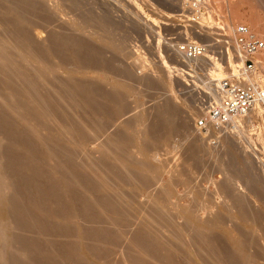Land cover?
<instances>
[{
  "label": "rangeland",
  "instance_id": "obj_1",
  "mask_svg": "<svg viewBox=\"0 0 264 264\" xmlns=\"http://www.w3.org/2000/svg\"><path fill=\"white\" fill-rule=\"evenodd\" d=\"M187 2L188 0H126V1L125 0H1L0 1V12H1L0 13V36L2 37L0 38L3 40H6L5 41L6 44L14 48L16 47V45H14L16 43L15 41L17 40L16 37L18 38V40L21 39L20 36L24 37V33L19 32L18 34L16 32L17 31L16 29L18 28H17V25L14 24L15 21L13 18L15 17V15L13 16V12L12 13L10 12V10L12 9L11 11L15 10L16 12L17 11L20 12V14L25 18V20H27V23H28L27 28L28 26H32L31 29L30 27L28 29L31 32H29L28 30L26 32L29 34L27 35L31 37V38L29 37L31 39L30 42H32L31 46L33 45L32 48H29L30 52L32 51L34 53L35 51V53L37 54V52H40L45 47H47L48 49L49 48L52 49L54 45L51 47L52 45L51 43L54 44L55 42H53L54 40L53 38H50V36L53 34L54 36H51V37H58L56 36V34H59L60 36L62 35L61 37L64 39H69L70 37V38H74V39H70V40H73L74 42L77 40V41H80V43L82 44L84 43L83 45L86 48V50L89 49L88 51H90L91 49V52H88V53H86L87 51L85 50L86 55H84V57L85 58L88 57V59L84 58L85 62H83L84 61L83 60L82 63L80 64L75 63L76 65L75 66L73 65L74 64L73 61L71 60L69 62L67 60L65 61L62 55L60 54H59L60 56L56 55L58 53L56 54L54 53V55L52 54V59L51 60L49 59L50 63L48 62V59L46 60L48 63L46 61L44 62L49 67L50 66L52 67L53 65V67L56 66L55 68H57L58 66L60 67L62 65L61 67L66 68V71H68L67 68L69 69V71L71 69H72L71 71H76L73 69L77 68L79 69V71L81 70L80 73L82 74L81 75L78 74L80 77L84 73L87 72L89 74H84L86 75L85 78L89 76L87 78L89 79L91 76V79H93L92 82H90L89 80L88 81L91 84L96 85L95 87L97 88V91L99 90L98 93L102 91L103 95L109 94L111 97L115 99L117 97L118 99V100L116 99V101L114 99V101L111 103H108L107 101L105 102V100H103L105 96L103 97L101 93L100 95L102 96L100 95H98V97L96 96V98H98L97 102L101 100L100 104H102L103 102L105 106L107 105L105 108L107 110H104L106 112L104 111L98 112V114L96 113L97 115L89 114L88 112L86 114L84 113L86 111H84L83 109L79 111L74 109L75 106L74 104L72 105V101H70V98L67 95L68 90H67L66 85L68 84L67 83L68 75L66 73H63V74L59 73L61 75V76L58 75V78L61 80L60 83L56 81L53 83L51 82L50 84L51 86L48 85L49 86L48 89L50 88L51 91L54 89L53 96L56 102L55 105L56 106L58 105L57 106L58 109H60L59 108L60 106L62 108L60 111L63 113L64 118L63 117L61 118V122H63V119H64V121H66L64 123L67 124L68 122L70 121L73 122L75 120L76 122L74 121V123H77L80 126L86 127L87 130L92 134V136H97L98 134L101 136L100 137L98 135V137L100 138L99 141L97 139L95 140L96 143L95 142L94 144L91 143L92 145L89 144V150H88L89 153L79 152L78 155L76 153V160H75L76 164L78 165L91 164V162H93L92 161L93 156L91 157L90 153H94V152L96 153L97 150H100L102 148L101 143L102 142H103L102 144L106 143L107 137H111V138L117 137L119 133L117 132L118 131L117 129L119 128L118 126L122 122H126L127 120H129V123H131L132 125L130 134L132 137L134 135V140L133 139L132 140L135 142V141H138V139L139 140L143 139L142 143L145 144V146H147L148 148L149 147L151 148L150 149L151 154L154 159V160L152 159L153 163L154 164L156 163L157 164L156 166H160L165 170L163 175L161 174L158 178V181L159 179L163 180V183H161V187L164 188L165 184L172 179L171 182L174 184V188H175L174 191L176 190L175 191L176 199L174 198L172 199V203L174 204L171 205L168 209L170 212V217L174 219L173 220L174 222L173 224L166 223L164 225V228H163L164 235H162L163 236L162 241L165 242V240H167L168 242H170L171 240H173V237H175L177 232H180V234H182L183 236L187 234V232H185L186 231L185 229L187 228V226L185 225L186 228L184 226L185 220L182 219L180 215H177L176 208L178 207L179 209L183 207L192 206V208L196 209V211H194L196 213L195 217L200 218L198 220L202 223L205 220L204 223L206 225V228H209V226L207 227V224H208L207 222H210L209 220H211L210 222L211 224L209 223L208 225H210V227L212 228V225L214 224L213 221L216 220L217 217H222V221L224 223L222 226L220 224L221 230H217L218 231L217 235H221V236H218V238L220 237L218 239L219 243L215 250L227 248V250L231 251L232 246L230 243H227L228 241L226 240L225 236H223V234L226 232H229L228 234H230L233 238L235 237L237 238L238 237L237 233H239L242 237H246V236L248 237L249 243H248V246H246L247 252L250 255H253V257H255V261L257 264H264V223H263L264 222V202H262L264 200L262 198H261L262 200L258 199V188L260 187L264 188V149L261 143L259 142V140H257L259 136L264 133V120H261L262 118L258 116L259 114H257L258 111L254 109L255 113H254V110L251 111L252 114L251 113L249 114V119H245V122L243 125L242 124L235 125L234 123H232L234 127H230L229 129H227L226 132H222L220 135L217 136L218 139H215V136L209 139H206L204 136L202 137L198 136L194 132V128H193L194 119L198 117V112L195 109V102H194L195 100L193 98L191 89H189L188 85H193V82H194L197 85L201 86L205 82V75L207 73L210 74V70H215L219 65L225 68L228 66V62L226 66H223L221 62L216 61V58L212 55L211 50H206L204 55L208 56V58H204L205 60L200 59L199 61L197 60V61H194V63L189 64L187 60H190V59H187L184 56V53L182 52L180 48L182 45H184L183 43L186 41L195 42V44L197 45L203 44V43L209 44L212 41H214L213 38L216 36V33H217L216 32L217 25H215L214 30H209V29L213 28L212 26H214V24L220 23V25L222 24V26L225 27V30H226L227 23H230V20H233L229 5L233 7L232 5L234 4V6H236L234 7V9L236 8L235 10L241 16H244L245 19H249L250 15L254 13L260 20L262 19L261 21H264V0H209L208 4L206 5L207 7L205 9L207 10V13L206 14L200 13V16H199L200 20L198 22H192L193 20L191 19V16L189 15L188 10L192 9L193 7H192V3H187ZM187 4L188 6H190L188 10H187L188 8ZM195 11H198V13L200 12V10H195ZM30 13L32 14V16ZM48 13L50 14L48 15ZM3 14H5V16ZM203 17L205 21L202 20ZM237 21L238 20L236 21L234 20V23H235L234 27L240 24H244L243 22H240V20L238 22ZM15 32L17 33V36L15 35L16 37H14ZM96 34L97 36H95ZM108 44H112V45H109V47H107ZM41 45H43V47ZM38 48H42V49H38ZM31 49H34V50H31ZM121 49L127 50V53H129V57L128 56L125 57L124 55H122L120 52ZM90 53H92V55L96 54L95 56H97L101 62L106 63L107 61L106 65L108 64V62H110V64L108 65V67L106 66V69L104 70L102 68H98L97 66L96 67L93 65L91 66V63H89L90 62L89 58L91 57ZM49 58H51V55ZM61 59H63L62 60L63 62H60ZM104 59L106 60L104 61ZM30 62L32 63L33 61L30 60ZM131 62H133L134 65ZM32 64L21 62L20 65L22 66L20 67L23 70L25 68L30 69V67L31 68L33 67L32 69H35V65L34 64L32 65ZM77 66L80 68H78ZM109 67H111V69ZM101 72L104 74V77L107 76L106 78L108 79V83H106V85L103 83L102 85L100 83L101 80H99L100 77L99 78L96 77L97 75H103ZM110 72L111 74L112 73L113 74L110 75ZM161 75L164 78H162L160 82L159 80H157V78L158 76H161ZM79 76H76L77 79H81ZM92 76L96 77V79L99 80L98 81L99 83L94 81L95 78H92ZM113 76L117 78L116 79L117 81L119 80V83L124 82L125 85L127 84L126 86H128V92L126 91L127 90L126 89L125 90L126 92H124V94L120 96V97H123L124 99L119 98L117 94H115L116 93L115 90L109 85L110 83L111 86H114L113 83L115 84L116 82V81L113 82V80L115 79ZM2 81L3 83L5 82L4 80ZM60 84L62 85V87H60L61 86ZM3 89L4 87H2V91ZM2 91L1 93L2 94L4 93L5 95V92H4L5 90L3 92ZM104 91L105 93L106 92L107 93L105 94ZM110 92H112V94ZM45 93L46 91L43 92V94ZM2 94L0 95L1 102L4 101L5 98H7L6 96L2 97ZM60 96L62 97L60 98ZM119 99L122 102H120ZM1 102H0V112L2 110L1 112L2 114L0 113V115L2 116L5 113V112L3 113V111H6V114H4L6 116L4 117L3 115V117L5 118V121L7 119V121H11L12 123V124L10 123L12 126V129L10 128L11 126H7V129L9 128L11 129L9 130V134L7 133L8 130H6V127L5 128L1 127V130H0V142H1L0 161L3 160L2 164H7L8 163L7 160H9L8 159L9 157L6 159L7 157L6 153L9 152L7 153L9 155L10 151L13 152L12 150L15 148L14 147L15 145H16V148L18 149L15 148L14 149L15 152L13 154L17 153V156H20L21 159H22V156L25 157L24 155L25 151L22 149L21 146H20L21 148H19V145H20L19 141L18 142L15 141L17 138H18L17 140H19L18 134L15 131H12L13 125L16 120L14 116L15 114L13 115L10 114L9 110H7V108L5 107L7 103V99L6 101H4L6 103L2 102L3 103L2 104ZM123 102H125V104L128 103V106L125 105V107L126 106L128 107L127 108L128 110H125L127 112L123 114L124 116L119 121H117L116 123L115 122L112 123L111 121L114 117L113 115L115 113L114 111L117 109V106H120V103H122L121 105L124 106ZM168 105L172 107L171 108L169 106V108H171L172 110L174 109L173 110L174 115L172 116V119L175 118L173 120L174 121L173 123H175L176 128L175 130L172 131L173 133L172 132L169 133L167 130L166 132H163L165 130L162 129L163 131H161V129L159 128H156L155 130L154 129L155 127H153L155 126V124H157V120H159V116H157V114L160 115L161 110L165 111L166 109L164 108L168 107ZM82 110L83 112H80ZM53 112H55V110ZM103 114H107L109 117H107V115L103 116ZM8 115L9 117H7ZM101 115L103 116V118H106V119L104 120L101 117ZM3 117L2 118L0 117V120L2 119L4 120ZM128 118H130L131 120ZM106 120H108L109 122ZM92 125H94L93 126L94 129L93 127H91ZM41 127H39L41 128L39 129L40 130L39 133L41 132L39 134L40 135L39 137L47 138L48 136L49 139L53 138V141L52 139L50 141H52L51 143L54 146L53 144L55 142L54 135L56 134V131L54 130L55 128L52 127L54 128L52 131L50 130L52 128H49V127L43 128V126ZM2 128H4V130ZM133 128L139 131L137 132L139 133L138 136L136 135L137 137L135 136V134H137L136 130ZM133 131L135 134L133 133ZM156 131L159 133H157ZM12 132H15L17 136H15V134L14 135L11 134ZM142 132H144L145 136H143ZM214 132L215 134H217L216 130H214ZM146 136L147 138L145 139L144 137ZM149 136H150L149 138L150 142L147 140ZM164 136L167 138H165ZM39 139L37 141H39ZM13 142L14 143L17 142V144H14ZM9 143L14 145V146H11L10 144V146L12 147V150H10L11 147L9 146ZM146 143L147 144L153 143V144L146 145ZM56 145L58 146V144L55 143V146H54L55 149H59L56 151V153L58 152L59 155H61L62 149L56 148L57 147ZM134 146L132 145L131 147L128 148V151L132 150V153H130L131 151H129L130 156L131 154L133 155L131 156L132 158L135 157L137 153V149H136L137 145L134 144ZM8 148H9V151L7 150ZM26 158L28 159V157ZM26 158H24V160L22 159V161L25 162L26 160L28 162L29 159L27 160ZM59 159L57 160L59 161ZM57 160L55 162L54 161L48 162L47 166L51 169L58 168L59 165L61 164L60 162H63V160L59 162ZM53 162L56 165H54ZM58 163L60 164L58 165ZM221 163H223L224 165H221ZM84 171H82L83 175H79V178L87 177V176L89 178L91 176L89 174H85ZM166 171L169 172L170 175H168ZM59 172H58V175L56 174L57 177L61 176L59 175L61 172L60 173ZM105 173H106V176L108 175L106 179L109 180L107 181L111 185V187L113 186V184H115L117 187L116 190L119 188L118 191L120 190L121 193L123 192L120 198L123 199L125 197L126 199V200L123 199L124 200L123 207H124V210H126L125 212H127V215H128V212H129V215H131L129 216V218L132 221L133 228L127 232V235L124 241H122L120 244H115L114 245L115 247L111 244V242L110 244H108L109 242H107L109 246H112V249L113 248L115 249V250L113 249L112 250L113 252L111 253L109 252L111 251V249H109L106 252L104 251V248L107 249V247L104 246V245H107L106 243H103L104 245L102 243L96 244V243H93L94 241L92 239H89L91 241L88 240V242L92 243L93 245H96L99 248V250L101 248V245L103 247L101 248V251H100V256L101 254L103 256L101 257V260L97 261L98 262L97 264H104V263L105 264H127L129 254L135 255L136 253L134 250L132 251V254L130 253L131 252L130 249L132 248L129 244H130V241L132 240L133 235L136 234L137 232L136 230L139 228V225H141L140 223L142 222V220L144 221L145 217L147 220L148 218H150L148 221H152L154 219L153 217H151L152 214L154 213L152 211L153 208H152V202L150 200V197H153V198L159 197L162 191V188H160L159 186L160 188L159 189L158 186L154 184L155 182H153L152 185L149 186L150 188L148 190L147 188H145V189H141L142 191H140L138 190L139 188L137 189H135L136 187L134 188V184H132L130 180L126 181L125 183L123 182L124 180L118 181L116 180V178H113L115 176H113V174L112 176L109 175L110 172L108 173L105 172ZM229 176H231L232 178L231 177L230 178L234 179V181L237 182L239 186V193H241L239 194V196L243 195L244 196L243 199H245V201L248 203L247 204L248 208H250L248 210L253 215V219H251L250 221L251 222L253 221V223L256 222L257 224L255 223V225H253L252 223L251 225V223H249L251 225L249 226L248 223L241 224L239 222L238 216H237L239 215V213L237 214V211L239 210L238 208H236L235 203H233L234 201H232L231 197L229 196V194L232 195V192L231 193L225 192L222 188L226 184L227 182L226 180ZM132 181L134 183V180ZM130 184L133 185L132 186L133 189L131 188ZM115 185L113 187H115ZM143 191L146 193V195ZM149 192H151L150 193L151 195L150 197H147ZM79 193L82 194L84 192L83 190H81ZM89 194H87V196L89 198L92 197L91 199L93 200H94V197L95 198L98 197L95 193H91L90 194L91 196ZM114 198L115 197H111V200H113V202H116L118 198L115 199L116 201H114ZM21 201L22 200H20V202H17L16 204L20 205L23 202ZM129 203H132V204H129ZM132 207H133V210H132ZM228 209L232 210L231 212L232 215L229 213L231 218L229 217V215H227L228 212L231 211ZM226 210H228L227 214H226ZM252 211L254 212V214ZM233 213H234V216H236L234 218L232 217ZM255 213L260 214L259 216L262 215L261 217V220L263 221L262 223L258 222V220L257 221L255 220L254 215H257ZM78 220L76 218L73 219L76 225L77 223L78 225L82 223L81 220L79 221ZM13 221L14 222L12 221L11 222L13 226L16 227L15 234L21 237V240L18 243L16 250H14L15 252L11 251L12 252L11 254L14 253L13 255L15 256L14 257L12 255V257H14V259L13 258L12 259L13 260L17 259L16 260L17 262L15 263H18V261L20 263L21 260L24 261L23 260L24 258L22 257H24L23 254L29 248V247L27 248V246H30L29 242H31V239L32 241H36L38 239V241L36 242H39V244L41 245L43 243L44 247L47 246L48 248L47 247L46 248L49 250V252L50 250L52 251L50 252L52 255L60 254V250L58 249L60 245L77 241L75 240L77 239V237L76 238L73 237L75 235H72V237L70 236L71 238H67L65 236L67 238L66 239L64 236H61L59 235V233H55L54 231L49 232V233H44L43 235L40 232H37L39 230H36L34 228L33 230L27 229L26 231L24 230L20 231L17 229L18 228L17 224L19 223L15 222L17 220L13 219ZM175 223L177 224L178 228L181 227L180 229L184 231V233L178 230L177 227H175L176 225ZM170 226H173V228ZM173 229L177 231L175 232ZM187 230H189L188 237L185 238L186 237L185 236L184 240L188 242V243L186 242L187 243L186 246H188L189 249H191L192 247L195 248V249L192 248L193 251L191 250L192 255H195L198 252L197 246L193 244V239L195 238L196 234L193 229L190 230V227H188ZM45 234L46 236L44 237ZM250 234L252 238L249 237ZM188 238L190 239V241L192 240L190 243H189ZM250 238L252 241L250 240ZM25 241L27 242L26 245H25L26 243ZM22 242L24 244H21ZM102 250L105 252V253L103 252L105 256L102 253ZM28 251L29 249L27 250V252ZM16 253H18V255ZM108 253L109 255L110 254L111 255L110 256L107 255ZM197 255L198 253L194 257H196ZM103 257L106 258L107 260L106 259L102 260ZM198 257L199 256L194 258L193 262H195L196 264H209L208 260L206 259V256L199 257V258ZM203 259H206V260L204 261ZM157 261L158 260H155L154 263L161 264L159 261L158 262ZM61 264H65V263L62 262Z\"/></svg>",
  "mask_w": 264,
  "mask_h": 264
},
{
  "label": "bare ground",
  "instance_id": "obj_2",
  "mask_svg": "<svg viewBox=\"0 0 264 264\" xmlns=\"http://www.w3.org/2000/svg\"><path fill=\"white\" fill-rule=\"evenodd\" d=\"M30 3H31V1H30ZM232 6L233 7H231L229 5L233 20H230V23H227V25H226V30H227V31L225 30L227 32L226 35H228L229 38H233L232 36L234 35V32H235L234 20L235 21L240 20V22H243L245 25H247L253 31V33L255 35H257L259 38L264 40V21H261L262 19L260 20L256 16V14H254V13L250 15L249 19H245L244 16H241L235 10L236 8L234 9V7H236V6H234V4ZM8 7H9V5H8ZM17 7H19V6H17ZM57 9H59V8H57ZM11 10H10V12L11 13L13 12V16L15 15L14 18L12 17L15 21L14 24H16L17 28H18V29H16L17 30L16 32L18 34H19V32L24 33V37L20 36L21 39L18 40V38L16 37L17 33L15 32L14 37H16L17 40L15 39L16 43L14 42L15 43L14 45H16V47H14V48L11 46H8V44H6V42H5L6 40H3L0 38V95L2 94L1 93L2 87H4L3 91L5 90L4 91L5 95L3 93L2 97L6 96L7 98H5L4 101H6V99H7V103L8 102L9 103L7 104L4 101H2V102L6 103L5 107L7 108V110H9L10 114H12V115L15 114L14 116L16 118L12 131H15L18 134L19 140H17L18 139L17 138L15 141H17V142L19 141V143H20L19 148L22 147V149L25 151V154H24L25 157L22 156V159L24 160V158L28 157L29 160L26 158L28 160V162L25 160V162H26L25 163L22 161L20 156H17V153L13 154L15 152L14 149L16 148V145L14 146L13 144H11L12 143L11 142V143H9V146L11 144V146H14L15 148L12 150V147L10 146L11 147L10 150H12L13 152L10 151L9 155L7 154L9 152L6 153V155H7L6 159L9 157L8 158L9 160H7L8 163L2 164L3 160L0 161V264H61L62 262H64L65 264H97L98 263L97 261L101 260V257L103 256L102 254L100 256V251H101V248H103V247L101 245V248L99 250V248L96 245L89 243L88 240L92 239L94 241L93 243H96V244H98V243H102V244L106 243L107 244V242H109L108 244H110V242H111V244L114 246L115 244H120L122 241H124V239L126 238L127 232L133 228L132 221L129 218V216H131V215H129V212L127 215V212H125L126 210H124V207H123V204H124L123 199H125V197L123 199L120 198L123 192L121 193L120 190L118 191L119 188L116 190L117 187L115 184H113V186L115 185V187H113V186L111 187V185L108 183L109 180L106 179V177L108 175L106 176L105 172H107V173L110 172L111 174L109 173V175H111V176L113 174V176H115L113 178H116V180H118V181L124 180L123 182L126 183V181L130 180L132 182V184H134V188L136 187L135 189L139 188L138 190L142 191L141 189H145V188H147V190H148L150 188L149 186L152 185L153 182H155L154 184L156 186H158V188H159V186H160V188H162L161 183H163V180L159 179V181H158V178L161 174L163 175L165 170L160 166H156L157 165L156 163L155 164L153 163V161H152L153 157H152L151 150H150L151 148L150 147L148 148L147 146H145V144L142 143L143 139L139 140L137 138L138 141H135L136 143L133 141L134 135L132 137L130 134L131 129H132L131 128L132 125H131V123H129V120H127L126 122H122L118 126L119 128L117 129L118 130L117 132H119L120 134L118 133L117 137H114V138L113 137L112 138L107 137V142L104 144H102L103 142L101 143L102 148L100 150H97L96 153L95 152L90 153L91 154L90 156L91 157L93 156V158H92L93 162H91V164H87V165L76 164V162H75L76 153H77V155L79 152L89 153V151H88L89 150V144H91V143L94 144L95 140H97V139L99 141V139H100L98 137L99 134L97 136H92V134L87 130L86 127L80 126L79 124L74 123L75 120L73 122L68 120L70 122L67 121L68 122L67 124L64 123V122H66V121H64V119H63V122H61V118L62 117L64 118L63 113L60 111L62 108H61V106L59 107L60 109L57 108L58 105L57 106L55 105L56 102H55V99L53 96V90L54 89L51 91L50 88L48 89V87L51 86L50 85L51 82L53 83V82L57 81L60 83L61 80L58 78V75H60L61 73L62 74L66 73L68 75V79H67L68 84L66 85L67 90H68L67 95L70 98V101H72V105L74 104V106H75L74 109H76L78 111L83 109L84 111H86L84 113L87 114V112H88L89 114H93V115L94 114L97 115L98 112H103L104 110H107V109H105L107 105L105 106L103 104V102H102V104H100L101 100L100 101L98 100L99 102H97L98 98H96V96L98 97V95H100L101 93L103 95V92L100 90L101 92L98 93L99 90L97 91V88L95 87L96 85L90 83L93 80V79H91V76L89 79H87L89 76L85 78L86 75H84V74H89V73L86 72L83 74L84 77H83V75L80 77L78 74L81 75L82 73H80L81 70L79 71V69H77V68L73 69L76 71H71L72 69L69 71L68 68H67L68 71H66V68L61 67L62 65L60 67L58 66L57 68H55L56 66L53 67V65H52V67L51 66L49 67L44 62L48 59V62L50 63V60L52 59V54L54 55V53L55 54L58 53L56 55H58V56L62 55V57L65 61L67 60L69 62L71 60L74 63L73 65H75V63L80 64V63H82V61L85 58L84 55H86L85 54L86 48L83 45L84 43L82 44V43H80V41H77V40L74 42L73 40H70V39H74V38H70V37H69V39H64L61 37L62 35L60 36L59 34H56V36H58V37H51V36H54V34H53L50 36V38H53V40H54V41L53 40L52 41L55 42L54 44L51 43L52 44L51 47L54 45L52 47V49H50V48L48 49L47 47H45L44 49L38 48V49H42V50L40 52H37V54L35 53V51H34V53L32 51L30 52L29 48H32L33 45L31 46V43H32V42H30L31 37L28 36L29 34L26 32L29 29V27L31 29L32 26H28V28H27V24H28L27 20H25V18L20 14V12L17 11L18 12V14H17V12L15 10H14L15 13H14V11H11ZM32 14H33V12H32ZM32 14H31V16H32ZM49 14L50 13H48V15ZM3 15L5 16V14H3ZM27 17H29V16H27ZM202 20L205 21L204 17ZM78 29H80V28H78ZM14 30H15V28H14ZM28 31L31 32L30 30H28ZM50 31H52V30H50ZM207 33H209V32H207ZM95 36H97V34ZM197 36H199V35H197ZM0 37H2V36H0ZM63 37H64V35H63ZM65 38H67V37H65ZM9 45H10V43H9ZM109 45H112V44H108L107 47H109ZM41 46L43 47V45H41ZM31 50H34V49H31ZM88 50H86L87 51L86 53L91 52V49H90V51H88ZM120 52L125 57L126 56L129 57V53H127V50L121 49ZM24 53H26V54H24ZM90 54H91V57L89 58V61H90L89 63H91V66L92 65L95 67L97 66L98 68H102L104 70V69H106V66L108 67V65L110 64V62H108V64L106 65L107 61H106V63L101 62L98 59V57L95 56L96 54L95 55H92V53H90ZM50 55H51V58H49ZM87 56H89V55H87ZM262 56H264V53L261 55V57ZM86 58L88 59V57H86ZM204 58H208V56L203 54V56L198 58L197 60L199 61L200 59H204ZM63 59H61L60 62H63L62 61ZM30 60L33 61L32 63L35 65V69H32L33 67L32 68L30 67V69L29 68H27V69L25 68L24 70L21 69L20 66H22V65H20V63L26 62L27 64H29V63L32 64L30 62ZM105 60L106 59H104V61ZM135 60H136V58H135ZM194 61L195 60H187V62L189 64L194 63ZM83 62H85V60ZM133 62H131V63L133 64ZM231 64L232 63L229 61L228 66L225 68L222 67L221 65H219L215 70H210V75L213 76L214 78H217V79L223 78L224 76H226V74L229 72V70L231 68H234L233 66H231ZM48 65H50V64H48ZM68 65H70V64H68ZM78 68H80V67H78ZM109 68L111 69V67H109ZM91 71H93V70H91ZM124 71H125V69H124ZM127 72H128V70H127ZM101 73H99V74H101ZM107 73H109V72H107ZM112 74L110 72V75H112ZM118 75H119V73H118ZM167 75H169V74H167ZM76 76H79L81 79H77ZM143 76H144V74H143ZM96 77H98V78L100 77L99 80H101L100 81L101 84L103 83L106 85V83H108V79L106 78L107 76L104 77V74L103 75H97ZM96 77L92 76V78H95V79H96ZM162 78H164V77H162V75L158 76L157 80L160 81V80H162ZM95 79H94V81L99 83L98 82L99 80L98 79L95 80ZM116 79L117 78H115L113 80V82L116 81L115 84L113 83L114 86H111L110 83H109V85H110V87H112L115 90V92H116L115 94H117V96L119 98H123L120 96L123 95L124 92H126V91L128 92V86H126L127 84L125 85L124 82L119 83V80L117 81ZM123 79H125V78H123ZM138 79H139V77H138ZM2 80H4L5 82L3 83ZM59 83H57V84H59ZM60 87H62V85ZM45 91H46V93L43 94V92H45ZM109 91H111V90H109ZM58 93H59V91H58ZM104 93H105V91H104ZM110 93L112 94V92H110ZM102 95H100V96H102ZM61 97L62 96H60V98ZM103 97H104L103 100H105V102L107 101L108 103L113 102L115 99V98L111 97L109 94L103 95ZM116 99H117V97H116ZM116 99H115V101H116ZM119 101H120V99H119ZM120 102H122V101H120ZM117 103H119V102H117ZM114 104H115V102H114ZM121 104L122 103H120V106H117V109L115 108L116 110L114 109L115 113L113 114L114 117L111 121L112 123H114V122L116 123L117 121H119L124 116L123 114L127 112L125 110H128L127 109L128 103L125 104V102H123L124 106H122ZM125 105H127V106L125 107ZM55 106H56V108H55ZM169 106L170 105H168V107L164 108V109H166L165 111L161 110L159 108L161 110V112L159 111L160 115L157 114V116H159V120H157V124H155V126H153V127H155L154 128L155 130H156V128L161 129V131H163L162 129H164L165 131H163V132H166V130H167L169 133H171L173 130H175L176 125H175V123H173L174 122L173 120L175 118L172 119V116L174 115V111H173L174 109L172 110L171 109L172 107L170 106L171 108H169ZM263 107H264V105H261V104H258L254 107V109L258 111V113H257V114H259L258 116H260L262 118L261 120H264V110H263L264 108ZM109 109H108V111H109ZM54 110H55V112H53ZM83 110L80 112H83ZM255 110H254V113H255ZM1 112H2V110H1ZM104 112H106V111H104ZM159 112H157V113H159ZM3 113L6 114V111H3ZM249 114H248V117L246 116L244 118L234 119L232 123H234L235 125H241V124L243 125L245 122V119H249ZM3 115L2 116L0 115V117L2 118ZM104 115H107V114H103V116ZM5 116L6 115H4V117ZM103 116L101 115L102 118H103ZM7 117H9V115ZM90 117H91V115H90ZM107 117H109V116L107 115ZM103 119L105 120L106 118H103ZM128 119H130V118H128ZM106 121H108V120H106ZM12 122H14V121H12ZM10 123H11V121H7V119L5 121V118H4V120L3 119L0 120V130H1V127H4V128L6 127V130H8L7 133L9 134V130L12 129V126H11L12 123L11 124ZM61 123L62 124L64 123V124L62 125ZM82 125H84V124H82ZM7 126H11L10 127L11 129L10 128L7 129ZM41 126H43V128L44 127H49V128L54 127L55 128V129L54 128L50 129L52 131H53V129L56 131V134L54 135L55 136V138H54L55 142L53 144H54V146H55V143L58 144V146L56 145L57 146L56 148L62 149L61 155H59L58 152H57L58 154L56 153V151L59 149H55V147L51 143L53 141V138H51L52 141H50L51 139H49L48 136H47V138H45V137L40 138L39 137L40 136L39 134L41 133V132L39 133V131H40L39 129L42 128ZM93 126L94 125H92L91 127H93ZM39 127H41V128H39ZM4 128H2V129L4 130ZM93 129H94V127H93ZM133 129H135V128H133ZM15 132H12L11 134H13V135L15 134V136H17ZM49 132H51V131H49ZM137 132H139V131L136 130V133ZM144 132H142L143 136H145ZM133 133H134V131H133ZM157 133H159V132H157ZM138 134L139 133L135 134V136L136 135L138 136ZM151 135H152V133H151ZM147 136L144 138L146 139ZM158 136H160V135H158ZM170 137H171V135H170ZM149 138H150V136L147 139L148 141H149ZM165 138H167V137H165ZM38 139H39V141H37ZM145 139H144V141H145ZM257 140H259V142L261 143V145L264 149V133L262 135H260ZM17 142L16 143L13 142V143L17 144ZM151 142H152V140H151ZM134 144L137 145V147H136L137 153L135 152L136 156L132 158L131 156H133V155L131 154V156H130V154H129V151H131L130 153H132V150L128 151V148L131 147L132 145L134 146ZM150 144L152 145L153 143H150ZM150 144L146 143V145H150ZM193 144H195V143H193ZM0 148H1V142H0ZM9 148L7 149L8 151H9ZM16 149H18V148H16ZM94 150H96V149H94ZM0 154H1V152H0ZM57 159H59V161L63 160V162H60L61 164L58 163V165L60 164L58 168H54V169L52 168L51 169L47 166L48 162H51V161L55 162ZM90 160H91V158H90ZM54 162H53V164H54ZM54 165H56V164H54ZM221 165H224V164L221 163ZM82 171H84L85 174L91 175L92 178H91V176L88 178L87 175H86L87 177L79 178V175H83ZM58 172L60 173L59 175H61V176L57 177ZM167 174L170 175L169 172H167ZM177 174H178V172H177ZM230 177L231 176H229L228 178L226 177L227 182L224 185V187H222V188L225 192H229V193L232 192V195H230L229 193L228 194L231 197L232 201H234L233 203H235L236 208H238V210H239V211H237V214L239 213V215H237L239 222L241 224H247L248 223V225L251 226L253 221L251 222L250 220L253 219V215L248 210V209H250V208H248V205H247L248 203L245 201V199H243L244 198L243 195H242L243 197L239 196V194H241V193H239V186H238L237 182L234 181V179H231L232 177L231 178ZM109 179H110V177H109ZM132 180H134V183ZM171 180L165 184L164 188H162V191H161L159 197H155V198L150 197L151 192L148 193L147 197H150V200L152 202V208H153L152 211L154 213V214H152V216L151 215L150 216L153 217L154 219L152 218L153 219L152 221H148L150 218H148V220L146 219V217H145L146 220L143 218L144 221L142 220V222L140 223L141 225H139V228L136 230L137 231L136 234L133 235L134 238L132 237V240L130 241V244H129L132 248V249H130L131 250L130 253L132 254L133 250L136 253L134 252L135 255L129 254L127 264H155L154 263L155 260H158L161 264H196L193 261H194V258H196L197 256H199V257L206 256V259L208 260L209 264L210 263L211 264H255L256 263L255 257H253V255H250L246 250V246H248V243H249L248 237L246 236L247 237V239H246V237H242L237 232H236L238 235L237 238L236 237L233 238L230 234H228L229 232H226V233L223 232L224 233L223 236H225L226 240L228 241L227 243H230L232 246L231 251L227 250V248L215 250L218 243H219L218 239L220 237L218 238V236H221V235H217L218 234L217 230H221L220 224L222 226L224 223L222 221V217H217L216 220L213 221L214 224L212 225V228L210 227V225H208L211 222V220L208 219L210 222H207L208 223L207 227L209 226V228H206V225L204 223L205 220L202 223L198 220L200 218L195 217L196 213L194 211H196V209L192 208V206L183 207V208H179V209H178V207L176 208L177 215H180V217L185 220L184 226L185 225L187 226V228L185 226L186 229L184 228L186 230L185 232H187V234L185 235L186 237L183 236L182 234H180V232H177L178 235L179 234L180 235L178 236L176 233L175 237H173V240H171L170 242H168L167 240H165V242L162 241V239H163L162 235H164L163 234L164 225L166 223L173 224V222H174L173 221L174 219H172V217H170V212L168 210L169 207L174 204V203H172V199L173 198L176 199V197H175V191L176 190L174 191V189H175L174 184L171 182ZM130 181H129V183H130ZM135 183L137 186L135 185ZM127 185H128V183H127ZM130 186L133 189V187H132L133 185L130 184ZM81 190H83L84 193L80 194L79 192ZM90 192L95 193L98 197L95 198L93 195L94 200L91 199L92 197L89 198L87 196V194H89ZM157 192H159V191H157ZM11 194H13V195H11ZM145 195H146V193H145ZM256 195H257V193H256ZM111 197H115L114 201H116L115 199H117V198L118 199L116 202H113V200H111ZM256 198H257V196H256ZM261 198L264 200V188H262V187L258 188V199L260 200ZM20 200H22L23 202L21 201L22 203L20 205H17L16 203L20 202ZM262 202H264V201H262ZM129 204H132V203H129ZM231 209H233V208H231ZM231 209H228V210H231ZM132 210H133V207H132ZM228 210H226V214H227ZM128 211H130V210H128ZM231 212H232V210L229 211L227 214V215H229V217H230ZM253 214H254V212H253ZM255 214L258 215V216L254 215L255 220L256 221L258 220V222L262 223L263 222L261 220L262 215L259 216L260 214H258V213H255ZM153 215H155V216H153ZM232 217L233 218L236 217V216H234V213H233ZM75 218L77 220L78 219L81 220L82 223L79 225L77 223V225H76L73 221V219H75ZM13 219L17 220L15 222L19 223V224H17L18 225L17 229L20 231H23V230L26 231L27 229L33 230V228H34L36 230H39L37 232H40L42 235L44 233H49V232L54 231L55 233H59V235H61V236H64V237L66 236L67 238H71L72 235H75L73 237L74 238L77 237V239H75L77 241L74 240L75 242H71V243L69 242V243H65V244L60 245V247L58 248L60 250V254L59 255H54V254L52 255L50 253L52 251L50 250V252H49V250L47 249L48 247L47 246H46L47 248L44 247L43 243L40 240L39 241L42 243V245L39 244V242H36V241H38V239L36 241H32V239H31V242H29L30 240L28 241L30 243V246H27V248L29 247L28 248L29 251L27 252V250H28L27 249L24 254L22 253L24 256V257H22V258H24L23 259L24 261H22L21 260L22 258H21L20 260L22 261V263H21V261H20V263H19V261H18V263H15V262H17L16 261L17 259L13 260L15 256L13 255L14 253L13 254H11V253L14 250H16L17 245L21 240V237L15 234L16 227H14L12 224V222H14ZM201 221H203V220H201ZM249 223H251V225ZM255 223L256 222H254L253 225H255ZM170 227L173 228V226H170ZM175 227L178 228L177 224L175 225ZM188 227H190V230L193 229L195 234H196L195 238L193 239V244L196 245L197 249H198V252L196 250V252L198 253V255L196 257H194V256L197 253L196 254L193 253L195 255H192V253H191V250L193 251L192 248H194V247L189 249V247L186 246V244L188 242L184 240V237L185 238L188 237V233H189L188 232L189 230H187ZM180 228L181 227H179L178 230L182 231ZM168 231H170V230H168ZM27 232H29V231H27ZM182 232L184 233V231H182ZM45 236H46V234L44 235V237ZM249 237H251V234ZM251 238H250V240H251ZM188 239H186V240H188ZM191 239H192V237H191ZM89 241H91V240H89ZM191 241L189 239V243ZM223 243H224V241H223ZM21 244H24V243L22 242ZM26 244H27V242L25 243V245ZM108 244L107 245L103 244L105 247H107V249L104 248V251L106 252L109 249H111V251H109L111 253V252H113L112 250L114 248L112 249V246H109ZM44 245H45V243H44ZM116 247H117V245H116ZM255 247H256V245H255ZM104 251L102 250V253ZM178 251H179V253H178ZM16 254L18 255V253H16ZM12 255L14 257H12ZM107 255H109V253ZM104 256H105V254H104ZM107 258H108V256H107ZM103 259L105 260L106 258L103 257L102 260ZM206 259H203V260L205 261Z\"/></svg>",
  "mask_w": 264,
  "mask_h": 264
},
{
  "label": "built area",
  "instance_id": "obj_3",
  "mask_svg": "<svg viewBox=\"0 0 264 264\" xmlns=\"http://www.w3.org/2000/svg\"><path fill=\"white\" fill-rule=\"evenodd\" d=\"M209 0H188L187 10L192 22H198L200 13L206 14ZM195 10H200L198 11ZM216 36L209 44H195L186 41L180 48L187 59L197 61L206 50H211L216 61L223 66L231 62L229 72L217 79L210 74L205 75V82L200 86L193 82L191 89L198 117L194 119V132L206 139L226 132L234 127L236 118L246 117L256 105H264V40L259 38L244 24L235 27L233 38L226 35L225 27L214 24ZM217 38V39H216ZM214 130L217 131L215 134Z\"/></svg>",
  "mask_w": 264,
  "mask_h": 264
}]
</instances>
